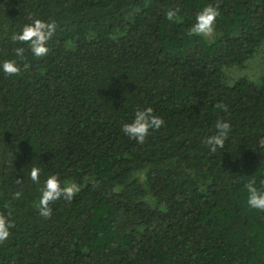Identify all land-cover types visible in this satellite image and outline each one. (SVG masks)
<instances>
[{"label": "trees", "instance_id": "16d2710c", "mask_svg": "<svg viewBox=\"0 0 264 264\" xmlns=\"http://www.w3.org/2000/svg\"><path fill=\"white\" fill-rule=\"evenodd\" d=\"M207 4L213 33L189 36ZM33 18L58 25L43 57L12 40ZM18 47L21 72L0 70V213L14 224L0 264H264L246 188L264 187V68L231 83L221 69L264 61V0H0V64ZM149 106L165 124L137 143L122 126ZM56 173L81 191L45 219Z\"/></svg>", "mask_w": 264, "mask_h": 264}, {"label": "clouds", "instance_id": "9594fccd", "mask_svg": "<svg viewBox=\"0 0 264 264\" xmlns=\"http://www.w3.org/2000/svg\"><path fill=\"white\" fill-rule=\"evenodd\" d=\"M180 8H169L166 12V18L174 23L182 20L179 15ZM220 15L218 5L207 4L196 15V22L188 32L189 36L200 35L204 37L210 36L214 31V25L217 17ZM58 25L53 21H46L40 18H33L31 23H26L19 34H14L12 40L26 44L28 49L36 57L46 56L49 52L48 41L55 35ZM24 47L14 49L15 59L5 60L0 64V70L6 75H18L21 72V66L18 61L25 60ZM28 64H24L26 69ZM215 107L218 110L228 111V105L218 102ZM165 124L163 117L154 113L152 107L138 108L135 110L134 118L131 122H126L122 126V131L126 136L136 140L137 143H144L148 137L150 130H159ZM217 134L209 137L205 143L212 153L218 148H224L225 141L228 139V133L231 125L228 121L217 119L215 123ZM30 178L33 182L39 183L40 169L33 167L30 172ZM19 182V179H18ZM96 187V184H93ZM248 192V205L253 209L264 211V187L258 188L256 181L253 179L246 185ZM81 191V186L76 182H61L59 174L49 175L41 189V196L38 202L39 215L48 219L52 215L51 204L60 198L71 202L73 198ZM20 192L15 193L14 198H19ZM14 226L11 219L3 213H0V244L4 243L10 236V228Z\"/></svg>", "mask_w": 264, "mask_h": 264}, {"label": "rangeland", "instance_id": "374dc122", "mask_svg": "<svg viewBox=\"0 0 264 264\" xmlns=\"http://www.w3.org/2000/svg\"><path fill=\"white\" fill-rule=\"evenodd\" d=\"M258 52L254 53L243 65L221 66L224 80L231 83L234 77L244 75L253 81H257L259 73L264 68V61Z\"/></svg>", "mask_w": 264, "mask_h": 264}]
</instances>
